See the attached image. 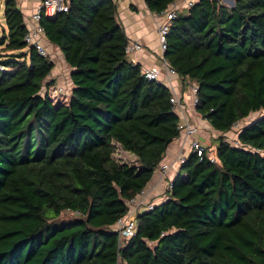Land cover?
Wrapping results in <instances>:
<instances>
[{
    "label": "trees",
    "instance_id": "obj_1",
    "mask_svg": "<svg viewBox=\"0 0 264 264\" xmlns=\"http://www.w3.org/2000/svg\"><path fill=\"white\" fill-rule=\"evenodd\" d=\"M173 1L145 0L154 12ZM117 11L115 0H70L43 14L73 67L68 101L56 103L42 92L55 63L28 45L22 9L5 0L0 264H264V114L239 130V144L224 134L264 109V0L178 10L164 55L198 84L197 110L220 131L216 160L209 146L190 152L167 197L141 208L122 239L116 222L179 135V116L169 86L129 58ZM118 146L136 162L116 158Z\"/></svg>",
    "mask_w": 264,
    "mask_h": 264
},
{
    "label": "crops",
    "instance_id": "obj_2",
    "mask_svg": "<svg viewBox=\"0 0 264 264\" xmlns=\"http://www.w3.org/2000/svg\"><path fill=\"white\" fill-rule=\"evenodd\" d=\"M40 1L41 0H17L18 5L23 11L24 21L26 24L30 22L31 13L36 8V6H38ZM115 1L118 6L117 18L123 25L125 32L129 37V42L138 41L142 44L141 48L128 53L129 58L134 62H139L142 67L153 64L160 65L161 55L157 27L161 23L162 18L157 15V12L151 11L149 9L145 0ZM177 1L181 2L182 0ZM44 44L51 59L55 63V66L47 77L48 81L54 82H52L53 84L51 85H47L46 81V86L53 88L55 86L61 85L64 88L63 93L67 91L70 96L71 90L73 88V82L70 73L73 67L67 62L60 47L49 40L46 35L44 37ZM162 73L165 75L164 70ZM165 79H169L171 81L172 86L167 84L165 81L164 83L169 86L172 92H177L179 94L183 93L184 96L190 98L189 80L192 79L186 78L183 80V77H181L179 74L169 75L167 77L165 76ZM56 94L58 93L56 92ZM188 114L195 122L201 124L208 122V120L204 118L197 110V107H194L191 104L188 108ZM207 126L208 127H202L197 136L209 146L211 136L218 135L220 131L214 128L210 123ZM211 129L214 130L213 132L215 134L210 132ZM181 152L189 154L190 147L188 144V139L177 136L168 145L167 150L158 165V168L155 170L151 180L145 187L146 198L154 204L160 203L167 197L166 189L169 185V182L174 179L181 168V165H178L177 163V157ZM165 163L169 164L170 168L166 170L164 175L161 165Z\"/></svg>",
    "mask_w": 264,
    "mask_h": 264
},
{
    "label": "built area",
    "instance_id": "obj_3",
    "mask_svg": "<svg viewBox=\"0 0 264 264\" xmlns=\"http://www.w3.org/2000/svg\"><path fill=\"white\" fill-rule=\"evenodd\" d=\"M69 1L70 0H41L39 2L38 6H36V8L31 13L30 22L26 24L27 32L25 35V40L28 43V45L34 46L41 54L49 55V52L44 44L45 27L41 23V18L43 17V14L49 17H54L58 12L68 10ZM194 2L195 0H182L181 2L175 0L167 8L163 9L160 12H157V15L162 18L161 23L157 27L159 49L161 55V64L160 65L153 64L142 67L143 73L149 79L151 80L155 79L160 82L165 81L167 84L172 86L171 81L169 79H165V76L167 77L169 75H175L178 73L176 69L170 65L169 61L167 60V58H165L164 55L168 44L167 41L168 31L173 22V19L177 16L179 7L180 6L189 7ZM141 47L142 44L140 42L132 41L128 43L126 50L128 53H130L132 51H136ZM0 67L2 66L0 65ZM163 70L165 71V75H163L162 73ZM45 86H43V88ZM189 86H190V98L184 96L183 93L179 94L177 92H172L170 97V102L172 105V109L179 116V120L177 124V128L179 130L178 137L188 139L190 152H196L199 156H202L204 154L205 148L208 145L205 144L197 135L199 131L202 129V127L204 126L208 127L207 125L209 123L205 122L204 124L203 123L201 124L193 121L190 118L188 114L189 105L191 104L194 107H197L199 96H198L197 82L189 80ZM52 89L54 90L55 94L56 92L62 93L64 91V88L61 85L55 86L53 88L46 86V91L43 94L45 93L49 94V90ZM209 155L211 160L213 161L216 160V156L214 155L213 151L210 152ZM187 158H188V154L182 152L179 153L177 157L178 165H181L183 162H185ZM161 168L163 170V174L165 175L166 170L170 168V165L165 163L161 165ZM172 180L169 182L168 187L171 185ZM127 203L129 205L128 212L124 216L119 217L115 225L116 229L119 232V239H122L124 237H130L133 234H135L136 214L141 208L146 207L147 209H151L154 207V203L146 198L145 188L135 196L131 197L127 201Z\"/></svg>",
    "mask_w": 264,
    "mask_h": 264
},
{
    "label": "rangeland",
    "instance_id": "obj_4",
    "mask_svg": "<svg viewBox=\"0 0 264 264\" xmlns=\"http://www.w3.org/2000/svg\"><path fill=\"white\" fill-rule=\"evenodd\" d=\"M223 1L224 3L226 4H231L229 3L230 1L229 0H221ZM4 3H5V0H0V36L2 35V32H3V29H4V26L6 27V22H5V16H4ZM183 7L180 6L179 7V10L182 9ZM27 14V13H26ZM62 68V67H61ZM47 81V85H48V80ZM54 82V81H52ZM46 85V83H45ZM44 85V86H45ZM46 91V86L43 88V93ZM48 92V91H47ZM66 93V94H64ZM60 92L58 93L56 96H55V92L54 90H49V94L53 97L52 99L57 103L58 101L59 102H67L68 101V97H69V94L68 92ZM264 114V109L263 110H257V111H253L251 112L247 117L245 118H242L241 120H239L233 127L232 129H230L229 131L225 132V137L227 139H229L233 144H239V141L237 140V136H238V132L240 130V128H242L244 125L248 124L250 121H252L253 119L261 116ZM214 130L211 129L210 132L212 133ZM210 133V134H211ZM214 133V132H213ZM215 134V133H214ZM214 136V137H213ZM211 136L210 138V145L209 147L211 148V150L213 151V153L215 152L216 150V146H217V140H216V135H213ZM114 156L116 158H118L119 160L121 161H127L129 163H134L136 162V156L135 154H133L132 152L126 150V149H123L121 148L120 146H118L114 152ZM72 212H66L64 213L63 217H68V216H72Z\"/></svg>",
    "mask_w": 264,
    "mask_h": 264
},
{
    "label": "water",
    "instance_id": "obj_5",
    "mask_svg": "<svg viewBox=\"0 0 264 264\" xmlns=\"http://www.w3.org/2000/svg\"><path fill=\"white\" fill-rule=\"evenodd\" d=\"M230 2L229 3H231V4H228L229 6H234L235 5V0H229ZM251 122V121H250ZM249 122V123H250Z\"/></svg>",
    "mask_w": 264,
    "mask_h": 264
}]
</instances>
